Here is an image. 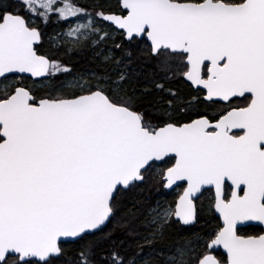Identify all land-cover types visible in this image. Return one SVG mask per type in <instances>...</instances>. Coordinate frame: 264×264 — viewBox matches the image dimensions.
I'll list each match as a JSON object with an SVG mask.
<instances>
[{"label":"snow or ice","instance_id":"1","mask_svg":"<svg viewBox=\"0 0 264 264\" xmlns=\"http://www.w3.org/2000/svg\"><path fill=\"white\" fill-rule=\"evenodd\" d=\"M253 222L264 0H0V264H264Z\"/></svg>","mask_w":264,"mask_h":264},{"label":"trees","instance_id":"2","mask_svg":"<svg viewBox=\"0 0 264 264\" xmlns=\"http://www.w3.org/2000/svg\"><path fill=\"white\" fill-rule=\"evenodd\" d=\"M85 2H87V0H85ZM154 195H155V193H154ZM165 195L168 196V197H171L172 196V194H170L169 192H167ZM247 230L254 232V231H258L259 228L258 227H252V226H250L249 229H247Z\"/></svg>","mask_w":264,"mask_h":264},{"label":"flooded vegetation","instance_id":"3","mask_svg":"<svg viewBox=\"0 0 264 264\" xmlns=\"http://www.w3.org/2000/svg\"><path fill=\"white\" fill-rule=\"evenodd\" d=\"M176 191H177V189L174 188V189H172L171 192H169V193L172 194V195H174ZM205 196H207V193H205ZM251 226H252V227H258L259 229H260V227H262V226H260V225H254V224H252Z\"/></svg>","mask_w":264,"mask_h":264},{"label":"water","instance_id":"4","mask_svg":"<svg viewBox=\"0 0 264 264\" xmlns=\"http://www.w3.org/2000/svg\"><path fill=\"white\" fill-rule=\"evenodd\" d=\"M253 224H254V225H259V224L255 223V222H253ZM260 226H261V225H260ZM262 227H264V226H262ZM221 251H222V250H221Z\"/></svg>","mask_w":264,"mask_h":264}]
</instances>
